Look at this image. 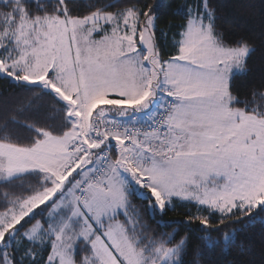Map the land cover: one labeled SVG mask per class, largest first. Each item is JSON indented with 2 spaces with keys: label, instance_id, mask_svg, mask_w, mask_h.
I'll use <instances>...</instances> for the list:
<instances>
[{
  "label": "snow or ice",
  "instance_id": "6c2138e0",
  "mask_svg": "<svg viewBox=\"0 0 264 264\" xmlns=\"http://www.w3.org/2000/svg\"><path fill=\"white\" fill-rule=\"evenodd\" d=\"M159 8L0 0V79L30 93L0 101V264H184L133 195L182 202L208 248L264 218V84L236 86L255 48L200 0L168 54Z\"/></svg>",
  "mask_w": 264,
  "mask_h": 264
},
{
  "label": "trees",
  "instance_id": "16d2710c",
  "mask_svg": "<svg viewBox=\"0 0 264 264\" xmlns=\"http://www.w3.org/2000/svg\"><path fill=\"white\" fill-rule=\"evenodd\" d=\"M95 0H77L81 6ZM110 2V0H104ZM159 3L158 26L165 32L162 50L173 53V36L180 31L179 25L185 22L186 6H195L200 0H149ZM217 11L218 22L226 31L229 39H246L255 48L248 59V71L236 79L237 88L242 91L259 88L264 84V0H211ZM86 10V8L84 9ZM159 35V33H158ZM30 93L15 87L12 82L0 79V101L11 104L15 99L27 98ZM31 115V113H28ZM131 201L142 213L145 225L157 233H177L176 238L188 236L184 264H264V218L244 219L242 223H233L224 228L233 233V242L229 245L208 248L203 237L208 235L196 222L186 223L187 210L182 202L176 201V210L167 215L152 214L145 201L133 195ZM191 208V205L188 206ZM195 212L194 208H191ZM213 239H220L221 233L212 232Z\"/></svg>",
  "mask_w": 264,
  "mask_h": 264
},
{
  "label": "rangeland",
  "instance_id": "374dc122",
  "mask_svg": "<svg viewBox=\"0 0 264 264\" xmlns=\"http://www.w3.org/2000/svg\"><path fill=\"white\" fill-rule=\"evenodd\" d=\"M138 191H139V190H138ZM130 199H131V198H130ZM135 207H136V206H135ZM136 209L141 213V210H140L139 208L136 207ZM141 215H142V213H141Z\"/></svg>",
  "mask_w": 264,
  "mask_h": 264
}]
</instances>
